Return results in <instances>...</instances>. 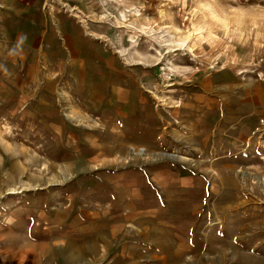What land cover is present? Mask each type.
<instances>
[{
    "label": "rangeland",
    "instance_id": "374dc122",
    "mask_svg": "<svg viewBox=\"0 0 264 264\" xmlns=\"http://www.w3.org/2000/svg\"><path fill=\"white\" fill-rule=\"evenodd\" d=\"M40 1L86 50L0 72V264H264V0Z\"/></svg>",
    "mask_w": 264,
    "mask_h": 264
},
{
    "label": "crops",
    "instance_id": "0c3cea01",
    "mask_svg": "<svg viewBox=\"0 0 264 264\" xmlns=\"http://www.w3.org/2000/svg\"><path fill=\"white\" fill-rule=\"evenodd\" d=\"M50 7L51 9H45L40 0H4V8L0 13L1 73H9V75L17 73L19 77L25 71L40 73L41 70H37L36 67L34 69L32 67L31 70L28 58L33 56V51L39 52L42 50L43 43L47 40L49 34L52 35L48 37V40L53 42L51 44L47 42V48L54 50L53 54L50 53L51 56L63 57L64 54H68L69 49H71L69 51H71L72 56L78 54V50H80V55H82V51L85 52L86 48H77L76 45L79 37L82 38L79 39L81 45L86 47L83 30L78 26H74L73 21L66 18L65 13L53 12L55 4ZM56 33L62 35L64 46L57 41ZM54 41L55 44H53ZM74 49H76V52ZM86 58H88V54H86ZM3 65H7L8 68L3 70L1 68ZM70 69L82 73L87 70L86 68L85 70L80 68V66L70 67ZM8 88L17 91V98L23 99L25 97L24 81H10ZM147 243L136 242L132 245L130 243V249H138V252H141L140 255L145 256L144 258L139 257L145 263L149 258ZM133 262H130V264Z\"/></svg>",
    "mask_w": 264,
    "mask_h": 264
},
{
    "label": "bare ground",
    "instance_id": "6f19581e",
    "mask_svg": "<svg viewBox=\"0 0 264 264\" xmlns=\"http://www.w3.org/2000/svg\"><path fill=\"white\" fill-rule=\"evenodd\" d=\"M258 99H260V100H258V102L264 103V97L259 96ZM254 102H256V101L254 100ZM86 244H87L86 242H81V241H78V242L65 241V242L59 243L56 246V250L59 251V252L57 251L58 256H59L58 259H63L62 264H77L84 257L82 248ZM54 246L55 245H47V244L46 245H38V246L34 245V246H31V248H28L27 250H25L24 252L29 253L31 251L32 253H35L39 256L37 259H40V260L42 258L47 259V258H50L52 256L51 254L53 252ZM23 257H24V254H23ZM50 263H51V261H49V264ZM52 264H53V262H52Z\"/></svg>",
    "mask_w": 264,
    "mask_h": 264
},
{
    "label": "built area",
    "instance_id": "2783aa9c",
    "mask_svg": "<svg viewBox=\"0 0 264 264\" xmlns=\"http://www.w3.org/2000/svg\"><path fill=\"white\" fill-rule=\"evenodd\" d=\"M46 1H49V0H46Z\"/></svg>",
    "mask_w": 264,
    "mask_h": 264
}]
</instances>
